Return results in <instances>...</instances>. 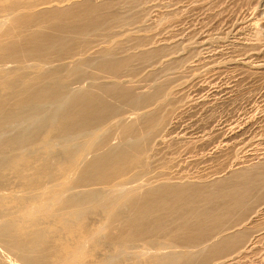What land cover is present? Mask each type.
<instances>
[{"label": "bare ground", "instance_id": "6f19581e", "mask_svg": "<svg viewBox=\"0 0 264 264\" xmlns=\"http://www.w3.org/2000/svg\"><path fill=\"white\" fill-rule=\"evenodd\" d=\"M141 1L0 0V264H239L263 242L264 148L204 179L157 155L174 129L170 115L185 110L168 109L174 91L211 86L220 94L210 73L231 64L232 54L244 66L253 56L263 62L264 44L240 38L182 76L183 44L167 40V21L129 28ZM210 1L186 0L209 20L194 36L205 50L214 46L212 22L224 14ZM247 27L231 28L242 35ZM196 98L187 109L208 102ZM251 128L252 120L235 121L190 142L217 137L229 147ZM144 239L155 252L137 250Z\"/></svg>", "mask_w": 264, "mask_h": 264}, {"label": "rangeland", "instance_id": "374dc122", "mask_svg": "<svg viewBox=\"0 0 264 264\" xmlns=\"http://www.w3.org/2000/svg\"><path fill=\"white\" fill-rule=\"evenodd\" d=\"M150 1H151V3H150ZM176 1L175 2H174V0H171V1H169V0H167V1L166 0L165 1L164 0L163 1L162 0L161 1L160 0H149V1L144 0V1H141L143 3V7H145V8L143 10H141L140 12H138L139 15L136 16L135 21L132 23V25L129 26V28L140 30V29L145 28L144 27L145 25H146V28L149 25L152 27L153 23L155 21H157L158 19L163 20V22L167 21V23H168L167 25L170 26V28H171V29H168L169 27L166 25L167 27L165 28L166 29L165 32L169 33L168 34L169 38H167V40L169 39V42L170 41H173V42L178 41L179 43L183 44L182 45V51H181V54H182L181 60L182 61H180V64L178 65V68L176 70L177 72L179 71L181 74H183L182 76H185V77L191 76L192 72L194 71L193 69H195L194 65L198 64L201 67L204 66L203 64L206 63V61H207L206 58L209 57L208 55L210 54V52H212L213 50L218 49L220 47H224L225 45H227V46L231 45V44L235 43L236 41H237L236 44H238L240 40L242 42L245 41L244 43L253 42L254 41L253 39L258 38L257 36H259L261 43L264 44V0H256V1L255 0H240V1L239 0H232V1L231 0H226V1L219 0L220 2L218 0L210 1V2H214L213 5L215 7H217V9H219V7H221L222 9H224L227 12L222 10L224 12V14H222V16H220L218 18L219 21L215 20L212 22L213 23V27H212L213 30L210 29L209 32L211 34L210 39L212 38V36L215 33V35L213 36L214 39L213 38L211 39L212 45H214V46H211L212 48L209 50H205L203 48V46L200 44L202 42V39H200V37L197 39H196V37H194L196 35V33L197 34L199 33L201 35L202 32H200V31H203V33H204V31H206V28L204 26L207 27V24H209V22H208L209 20H207V18L205 19V16L207 17V15H205L206 13L204 11L197 10L195 7L194 8L191 7L188 4V2H186V0H182V1L179 0L180 3L178 2V0H176ZM222 1L224 3H221ZM217 2L220 3V5H218ZM232 2H234L233 3L234 5L230 4ZM185 3L189 6H187ZM170 5L173 7H171ZM186 6H187V8H186ZM166 8H167V10H166ZM182 8H183V10L185 9L184 10L185 12L183 10H181ZM189 8H191V9H189ZM178 9H180L181 11L178 12ZM187 9H189V10L187 11ZM230 9H231V13H229ZM190 10H192V13ZM169 11L175 12V14L172 13L175 15V18H173V15H170V17H169V14L167 13ZM198 11H199V13H197ZM153 12H155V13L158 12L160 15L158 13L155 14ZM164 12H166V13L164 14ZM202 12H204V14H202ZM237 12H238V15H237ZM187 14H189V15H187ZM195 14H196V16H195ZM154 15H155V17H154ZM164 15H166L170 19H167L166 16H164ZM226 15H228V16L226 17ZM163 16H164V18H162ZM188 17H191V19ZM155 18H157V19H155ZM194 18H196V19H194ZM202 18L204 20H202ZM182 19H184V20H182ZM221 19L224 21H222ZM148 20H151V21L148 22ZM176 20H177V22H176ZM178 20H179V22H178ZM196 20L198 23L196 22V24H195L194 21H196ZM158 21H160V20H158ZM190 21H192V22H190ZM146 22H147V24H146ZM175 22L178 23L179 25L178 24L176 25ZM189 22L192 23V26H191V24H189ZM250 22H252V23H250ZM180 23L181 24L184 23V25L182 24V26H180ZM219 23L222 25L220 26ZM256 23L258 24V26ZM193 24H195V25H193ZM240 24L244 27L246 24V26H248V27L244 30V33L242 35H236L235 33H233L234 31H232V28L234 26L240 25ZM250 24H256V25L254 27L250 28L249 27ZM217 25H219V26H217ZM188 26L191 29H189V28L186 29ZM256 26H257L258 32L261 31V33L259 32V35H258V32L256 33V31H257V29H255ZM174 27L175 28L178 27V29H175ZM183 27H185V29H184L185 32L183 29H181ZM150 28L148 27V30ZM200 28H202V29H200ZM253 28H254V31L252 30ZM199 29H200V31H198ZM193 30H195V31H193ZM178 31H179L178 34L181 33L183 37L181 36V34L177 35L176 32H178ZM188 32H190V33H188ZM217 32H219V34ZM171 34H173V35H171ZM216 34H217V36H216ZM253 34H255L256 36ZM170 36H172V37H170ZM174 36L176 37V39L174 38ZM240 38H242V39H240ZM245 39L246 40L250 39V41L249 40L246 41ZM192 42H193V44L195 43V45H192ZM218 42L219 43L221 42V44H216ZM198 44H200V45H198ZM186 45H190V47H188ZM183 47H184V49H183ZM202 49H203L204 53H203V51H201ZM202 54H203V56H202ZM235 56H236L235 54H232L231 57H233V58L231 59V64L225 65L226 66V67L224 66L225 69L223 68L222 70L218 71L217 75H216V72L210 73L211 76H215V81L216 82L218 81L217 85L218 86L221 85L220 86L221 89L222 88L225 89V91H223V92H222V90H223L222 89L220 94L214 93L211 86H210L211 88L209 87L208 90L207 89L205 90V93L203 92L204 87L201 88V87L193 86L194 88H192V85H191V87L188 85L186 87V89H184L185 87H183V88L181 87L182 89L179 88L178 90H176L177 92L179 91L180 93H176V91H174V97L171 100L170 104L168 105V109H170V111L177 112L178 109L182 108V109H185L184 111H186L187 114H185L183 111L181 113H176L174 115V117H173V115H170L171 116L170 122H172L171 129L173 128V126H174V129L175 128L177 129L178 126L180 128H178L177 130L172 129V131L170 129V131L172 132V133L170 132L171 136L169 135L168 138L165 140V145H164L165 148L163 147L162 151H160L159 155H157V158L160 157L159 158L160 160L158 159L160 161V163L164 164L165 162L168 163V162L172 161L174 164L179 166V168H177V169H179L182 172L181 173L178 170L177 171L178 173L186 175V176L191 177V178L195 177V179L196 178H202V177L204 179V178H210V177L220 175L221 173L223 174V173H225L226 170L228 171L230 168H232V166H235L238 162H243V161L248 162L249 158H251V154L256 153V152H257V154H259V153L263 152V148H264V71L263 70H264V68L262 70H258V69H256V67H258V65H260V64H263L264 59L261 60L263 62L260 63V59L259 60L255 59L256 56H253V58L251 59V62H250L251 65L244 66V65H242L243 64L242 62L238 61L239 58H238V60H237V58H234ZM253 59H254V61H252ZM200 60H201V62H200ZM235 61H237V62H235ZM257 63H258V65H257ZM255 64L257 66H255ZM188 65H189V67H188ZM240 66L244 67V68H240ZM246 67H247L248 72L255 71V73L254 72L248 73L246 70ZM243 70L245 73L241 72ZM260 71L263 74V76L260 73ZM219 72H220V74H222V72H223V74L221 76H219L220 75ZM256 72H258L259 75H257L258 73H256ZM246 73H248L249 76ZM210 74L208 75L206 73L203 76V78H201V79H203L204 83L209 82L208 78H210ZM252 74H254L253 76H255V77H253ZM205 78L207 80H204ZM209 85H210V83H209ZM200 89H201V91H200ZM194 90H195V92H194ZM226 90H227V92H226ZM185 91H186V93H185ZM187 91H188V93H187ZM201 92H202V94H201ZM197 94H198V96H197ZM199 96H203L205 98V103L208 101L205 104L206 107L204 105L202 107L198 106V107H196V109L190 108L193 111L191 113V110L187 109V108H189L187 103L191 102L192 100L194 101L195 99H197L196 97H199ZM183 102H185L184 105H183ZM209 103H211V104H209ZM183 106H185L186 108ZM176 108H178V109L176 110ZM198 109H201V110H198ZM187 110H189V111H187ZM196 110H198L199 112L197 111L195 113ZM258 111H260V112H258ZM191 114H193V115L191 116ZM187 115L188 116L190 115L192 118L187 117ZM178 116H179V118H178ZM202 118H203V120H202ZM189 119H191V121ZM242 120H252V128L247 133L246 139H243V140L240 139L239 141L233 143L229 147L223 146V144H221L220 138H218L217 141H214V139L216 140L217 137H214L213 141L211 140L212 142H210V143H213V145L212 144L210 145L209 142L208 143L204 142L202 144H199L198 147L195 144L192 145V143L197 141L198 136H201V135L206 134V133H212L213 134L215 132H218V130H220L224 127H227L229 124H231L235 121L237 123V122H242ZM178 121H179V123H178ZM189 123H191V124H189ZM177 124H179V125H177ZM189 125H192V126H189ZM190 127L192 128L191 129L192 131L190 130ZM183 128L186 130L188 129L187 131L186 130L184 131L185 132V135H184L185 138L184 137L181 138L179 136V134H181L180 132L182 131ZM173 130L175 131L174 133H173ZM207 130H209V131H207ZM213 131H215V132H213ZM197 133L200 135H198ZM193 135H194V137H192ZM196 135H197V137H196ZM178 136L180 137V139L178 138ZM194 138H195V140H194ZM193 140H194V142H193ZM245 140H248V141L250 140L252 142L249 141L248 144L245 145V143H246ZM190 141H192V143ZM218 141H220V142H218ZM243 141H245V142H243ZM188 142H190L189 143L190 145L188 144ZM205 144H207V145H205ZM250 144H252V146H250ZM190 146H191V148H190ZM215 147L219 148V150H217L218 152L213 151V149L215 150ZM226 148L228 151H225ZM229 148H230V150H229ZM243 148H245V149H243ZM259 150H262V151H259ZM170 164H172V163H170ZM181 164H182V166H181ZM217 172L220 174H217ZM215 173H216V175H215ZM20 189L21 188H18V187L12 188V190H15V191L20 190ZM22 209L23 208H20V209H18V211H26L29 208H26L24 210H22ZM262 227H264V225H262ZM138 244L139 245H137L138 246L137 250L142 249L143 252H149L150 250H151L150 252H153V251L155 252V250H156L155 249L156 247L148 240L144 239L143 241L138 242ZM146 248H150V249H146ZM152 249H153V251H152ZM252 253H251L252 255L248 254L244 259H242V261L240 263L241 264H264V240L262 243H260L256 252L254 251ZM248 256H250V257H248Z\"/></svg>", "mask_w": 264, "mask_h": 264}]
</instances>
